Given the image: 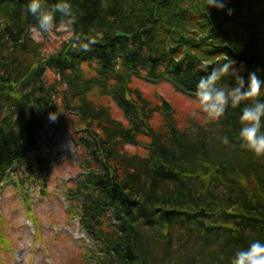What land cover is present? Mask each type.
<instances>
[{"label":"trees","instance_id":"obj_1","mask_svg":"<svg viewBox=\"0 0 264 264\" xmlns=\"http://www.w3.org/2000/svg\"><path fill=\"white\" fill-rule=\"evenodd\" d=\"M70 2L77 35L96 41L90 51L64 39L47 53L31 35L28 0H0V183L39 148L48 112L61 108L79 118L81 172L66 196L96 264H229L264 243V157L239 147L243 105L203 126L165 113L156 128L132 85L167 81L195 96L201 66L210 72L224 55L245 87L251 72L264 81V0H222L224 9L205 0ZM217 85L234 87L235 77Z\"/></svg>","mask_w":264,"mask_h":264},{"label":"rangeland","instance_id":"obj_2","mask_svg":"<svg viewBox=\"0 0 264 264\" xmlns=\"http://www.w3.org/2000/svg\"><path fill=\"white\" fill-rule=\"evenodd\" d=\"M64 39L63 33L54 32L40 42L51 53ZM132 85L149 99L154 127H162L166 119L160 97L180 126L192 119L195 96L176 91L167 81L134 78ZM50 113L56 114L55 120ZM78 120L61 108L49 111L39 148L0 183V264H96L94 244L80 227L75 203L66 196L81 172Z\"/></svg>","mask_w":264,"mask_h":264},{"label":"clouds","instance_id":"obj_3","mask_svg":"<svg viewBox=\"0 0 264 264\" xmlns=\"http://www.w3.org/2000/svg\"><path fill=\"white\" fill-rule=\"evenodd\" d=\"M208 7L224 9L222 0H205ZM26 13L35 18L31 35L37 42L54 32L63 33L65 40L79 51H90L96 43L91 37L77 35L75 30L76 18L70 0H55L47 5L46 0H28ZM57 14L62 22L57 25ZM231 14V10H228ZM220 61H226L220 63ZM209 72L210 65H202L201 70L206 75L199 78L196 88V104L191 111V117L198 120L201 126L218 122L228 107L241 108L239 116L240 129L238 132L239 147L252 153L255 157H264V99H261L264 81L255 72L249 73L247 86L244 79L234 67L236 61L224 55ZM235 77L234 87H219L217 82L223 77ZM49 118L55 120L56 114L50 113ZM222 143L228 144V138L222 137ZM229 264H264V243L259 240L251 242L247 248L238 250L230 259Z\"/></svg>","mask_w":264,"mask_h":264},{"label":"water","instance_id":"obj_4","mask_svg":"<svg viewBox=\"0 0 264 264\" xmlns=\"http://www.w3.org/2000/svg\"><path fill=\"white\" fill-rule=\"evenodd\" d=\"M225 18L226 19H230L231 18L230 14H226ZM115 35L116 36H120V37H127L128 36L127 34L122 33V32H117ZM34 71H35V68H32L22 81L24 82L26 79H28L34 73ZM160 99L162 101V105H161L162 109L166 113H170L171 109H170V106L167 103V101L164 100L162 97H160ZM112 181H113V186L116 187L117 189H119L120 191H122V188H121L120 184L115 181L114 177H112ZM128 226L130 228V231L133 233L134 232V227L132 226V224H129Z\"/></svg>","mask_w":264,"mask_h":264}]
</instances>
